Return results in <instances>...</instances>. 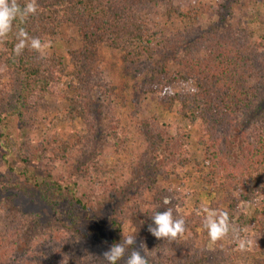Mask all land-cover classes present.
Instances as JSON below:
<instances>
[{"label":"trees","instance_id":"1","mask_svg":"<svg viewBox=\"0 0 264 264\" xmlns=\"http://www.w3.org/2000/svg\"><path fill=\"white\" fill-rule=\"evenodd\" d=\"M165 1L166 18H175L181 25L173 39H161L146 21L145 13L158 7L159 0H35L36 13L23 24L14 21L12 32L0 41V116L8 125L16 122L31 128L35 122L44 124L52 110L48 98L58 97L56 112L60 119L83 122L85 131L73 141L49 137L40 144L43 154H49L43 158L41 154L40 161L44 160L45 166L56 160L68 162L76 151L85 157L83 149L101 140L99 135L104 130L108 131L104 144L119 157L131 155L133 138L143 142L142 156H132L139 164L133 166L134 160L127 164L133 166V175L139 174L127 187L125 182L115 186L118 178L125 176V161L116 157L115 163L106 166L109 153L98 152L97 145L88 156L89 169L80 168L85 173L91 170L98 183L107 185L104 196L124 207L119 212L121 218L113 212L108 214L109 220L106 216L105 226L97 230L102 241H114L109 231L120 233L122 224H126L134 231L135 248L142 255L146 254L141 245L151 248L153 257L146 256L149 264H264V14L252 13L249 21L241 16L230 22L244 0H226L219 6L222 13L216 10L222 22L202 30L197 8L185 10L174 6V0ZM28 2L18 0L21 6ZM19 28L29 38H38L48 53L39 55L26 46L22 54L15 55ZM68 30L75 32L79 46L59 54L55 44ZM104 48L118 54L123 66L145 70L149 75L146 91L163 113H174L189 123L190 129H198L197 145L203 149L208 171L199 178V185L202 192L210 195L236 194L239 200L229 205L231 212L236 203L249 207L237 221L239 230L247 229L243 236L246 250L239 248L224 257L215 250L218 241L212 244V253L194 252L196 240L211 243L202 224L205 213L195 193L194 208L185 221L183 235L169 241L157 239L148 231L156 211H174L179 204L170 186L158 187V178L168 181L177 175V166L189 163L187 155L182 154L186 149L178 139L180 133L171 134L170 127L159 124L156 116L136 121L138 117L130 114L127 121L120 115L128 95L124 83L110 81L103 95L108 98L106 103L90 97L95 85L91 83L100 75L96 70L102 65ZM176 60L178 70L171 72L169 61ZM60 81L62 93L58 91ZM175 85L183 90L173 91ZM110 108L114 114L109 118L105 113ZM181 135L183 139L190 137ZM23 148L18 161L29 167L35 165L39 157L29 161ZM178 156L183 160H177ZM4 159L5 155H1L0 264H90V259L78 255L81 248L77 249L76 244L89 229L96 233L94 226L87 228L82 223L83 213L93 209L89 205L92 198H67L53 183L34 188L21 186L16 183L12 167L8 165L10 176L1 171L8 164ZM20 193L46 204L52 210V221L33 209H14L10 195ZM165 197L171 201L167 205L163 203ZM6 201L9 207L3 205ZM197 212L203 216L199 218ZM228 215L230 225H235L231 213ZM126 258L118 264H125ZM98 261L102 264L103 256Z\"/></svg>","mask_w":264,"mask_h":264},{"label":"rangeland","instance_id":"2","mask_svg":"<svg viewBox=\"0 0 264 264\" xmlns=\"http://www.w3.org/2000/svg\"><path fill=\"white\" fill-rule=\"evenodd\" d=\"M223 2H226V0H174V6L183 7L185 10L188 8H197L200 12L198 26L200 27V29L206 30L210 27L215 28L216 24L221 21L220 16L218 15V12L216 10L222 13V9L219 6H221V3ZM165 3V0H159L158 7L150 8V10L145 13V18L148 25L159 32L158 34L161 39H173V37L177 35L178 31L180 30L181 25L175 18H166V5H164ZM252 13H254V15L259 13L262 15L264 14L263 0H244L242 5L240 6V11L232 16L233 19L231 18L232 21L230 22L236 21V19L241 16H244L246 20L249 21ZM222 28L223 27H218V30H221ZM61 40L55 44V48L59 54L65 53L69 50L77 49V47L79 46L78 39L74 31L68 30L67 34H65V36H63ZM206 42L204 44H206ZM37 52L39 53V55H44V53H48V50L47 47H41V49L39 51L37 50ZM100 60L102 62V65L96 70L97 75L99 72L100 75L99 77H96L94 79L95 83H91V85L95 84L90 93V97L93 100L100 99V101H104V103H106L108 98L105 97L104 99L103 95L104 91H107L106 89L107 86H109L110 81H115L116 84L124 83L125 85H127L126 90L128 95L125 102V108H120V115L125 120L129 121L130 114L133 117H138L136 121L147 120L151 119L152 116H156L157 119L159 118V124L165 123L170 127L169 132L171 134H175V131L180 133L178 139L186 149L182 154L187 155V161L189 163H184L182 168H179L177 166L174 169L177 175L172 176L168 181H163L162 178H158V187L170 186V191H172V193L175 192L174 195L172 194V196L176 201L179 202V204L175 205L173 211L174 219L179 218L186 221V219L189 217V214L194 208L193 193H195L197 195L196 198H198L201 202V205H198L199 208L209 209V206H212V211H216L217 213H231V217L235 224L231 225V227L235 229V231H230L229 234L220 241V244L216 245L215 250H220L222 254L218 251L217 253L226 257L229 256L231 251L239 250V243L241 241H244L243 236H245L247 229L239 230V222L237 221L239 219L240 213L248 212L249 207L243 204H240L239 206V203H236V206L232 208L231 212L229 210V205L233 204V201L237 202L239 200L236 194L227 195L223 192L213 193L210 195L207 192H202L201 186L199 185V178L201 176H205L208 171L207 169H205L206 164L205 160H203V149L201 146L197 145L198 129H193V127H191L190 129L189 123L181 121L174 115V113H163L161 111V107L154 99L153 95L148 94L146 91V80L148 79L149 75L145 72V70L138 69L133 65L123 66L118 60V54L111 52L107 48L101 50ZM169 63L171 72L178 70L177 60L171 62L169 61ZM60 83H62V81L59 82L58 91L62 93L64 89ZM181 90H183V88L180 85H175V87L173 88V91ZM48 101L51 102L52 110L50 111L51 113L48 116L47 122H45L44 124L35 122L31 128H28L27 126H23L22 124L16 122H12L11 125H8L6 124L3 115L0 116V156L5 155L4 160H6V162L8 163L1 171L10 176V171L8 170V168L12 167L14 169V177L18 179L16 183L21 186H29L31 188H34L37 185H41L43 183H53L58 184V186L61 187V192L67 198L76 199L79 198L80 195L91 197L92 201L89 203V205L91 206V208L93 207V209H91L90 211L86 210L85 214L83 213L82 223L87 228L88 226H94V231L96 233L93 232L92 228L89 229L90 232H85L86 236L79 237L76 248H81V250L78 252V255H80L81 258L90 259V264H101L98 259L100 260L103 252L108 250L114 242H121L123 233L127 235L134 231L128 228L126 224H122L120 233H115L114 230L109 231V237L114 238V241H102L100 239V236L97 234V230H99L101 226H105L104 224L106 216L108 214H112L113 212V214H116L121 218L122 214H120L119 212L120 210L124 211V207L120 208L119 204L115 205L113 202L108 200L107 196H104L105 193L103 192V190L105 188L107 189V185L103 186V184L101 185L100 183H98L99 180L97 182V177L91 170L88 171V173H85L80 168L89 169L91 159H87L88 156L93 153V150H95L93 146L97 145L98 152L109 153L108 159H106V166L115 163L116 157L122 158V160L125 161V167L123 168L124 170L122 169L125 172V176L122 178H118L120 180L116 181L115 186H121L122 182L123 184L125 182L127 183L125 187H127L128 184L131 185V179H134L135 175L137 174L136 173L133 175V166H137L139 164L137 160H134V158H132V156L134 157L135 155L137 156L136 158H140L142 156V154L144 153V147H141L140 144H142L143 142L135 140V138H133L134 143L130 148L131 155L126 157H119L112 153V149H109L104 144L103 139L108 133V131L104 130L102 134L100 133L101 135H99L101 140H99L97 143L95 142V145L89 143L83 149L86 152L84 154L85 157L81 156L78 151H76L72 155L71 160L68 162L56 160L45 166V161H40V158L42 155L43 158L49 154H43V151L40 147V144L42 142H44L49 137L63 139L64 141L71 142L78 135L83 134V132L85 131L83 122L79 119H76L71 123L62 121L60 119V114L56 112L58 106V102L56 101H58V97L55 99L50 97L48 98ZM59 108L62 109V107ZM126 108L127 112L125 110ZM117 110L115 111V115L118 113ZM136 112L139 114L134 115V113ZM107 113H109V118L114 114L111 108L107 110L105 115ZM181 134H186L190 137L189 139H183L181 137ZM144 145L145 147H147L146 143ZM21 148H23L24 152H26V155L30 157L29 161L33 162L35 156L39 157V160L35 162V165L29 167L21 164L18 161L17 156L21 153ZM133 160L135 162L134 165L128 167ZM177 160L182 161L183 158L181 156H178ZM170 169H172V167ZM20 173H22L23 175H20ZM131 173L133 176H131ZM138 175L139 174H137L136 176ZM206 188H208L207 185ZM111 190L113 189L111 188ZM89 191L93 193V195H91ZM112 194L115 195L114 193ZM92 196H95L97 198H94ZM10 197L13 201L11 202V205L14 209L23 208L25 211L33 209L35 210V212H39L43 217H46V219L52 221V210L46 204L41 202L37 197L35 199L31 197L26 198L21 195V193L18 196L16 195L15 197L13 195H10ZM136 198L138 199V197ZM3 205H7L9 207L10 202L6 201ZM25 206L29 208L26 209ZM197 213L199 218L203 216V213ZM109 218L110 216L108 215L107 220H109ZM197 232L199 233L200 229L197 230ZM194 245V252L198 254L202 251H208V253H212L213 251L212 243H205V241H200L198 239L195 241ZM247 247H250L249 244H247ZM261 250L264 251V248H262ZM142 252H144L149 258L152 256L151 248H148L146 244L143 245ZM168 252L169 250L164 255H167ZM102 264H105L104 259L102 261Z\"/></svg>","mask_w":264,"mask_h":264},{"label":"clouds","instance_id":"3","mask_svg":"<svg viewBox=\"0 0 264 264\" xmlns=\"http://www.w3.org/2000/svg\"><path fill=\"white\" fill-rule=\"evenodd\" d=\"M37 11L35 0L21 6L18 0H0V41L4 40L13 30V22L19 21L25 23L27 19ZM18 43L14 48L15 55L22 54L26 46L33 50L41 49V42L38 38H29L23 28L16 32ZM171 201L165 197L163 203L169 204ZM205 215L202 219L204 229L208 232V237L212 244L223 240L230 231H235L230 225L228 214L226 212L217 213L216 211L203 209ZM152 223L148 226V231L157 239L175 241L185 232V221L183 219H174L173 210L167 208L163 212L156 211L151 216ZM136 244L135 233L125 235L119 243H113L110 248L103 252L102 256L105 264H118V262L127 257L125 264H149L146 255H142L134 246ZM240 250H246V242L239 243ZM143 248V245H141Z\"/></svg>","mask_w":264,"mask_h":264}]
</instances>
